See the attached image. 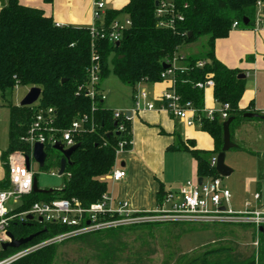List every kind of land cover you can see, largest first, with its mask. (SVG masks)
<instances>
[{"label": "trees", "instance_id": "obj_1", "mask_svg": "<svg viewBox=\"0 0 264 264\" xmlns=\"http://www.w3.org/2000/svg\"><path fill=\"white\" fill-rule=\"evenodd\" d=\"M52 4L53 0H44ZM158 0H130L121 10H107L97 26L109 28L120 17H128L132 26L123 34L119 46L108 40H93L90 29L76 26L57 27L53 18L44 12L21 5L20 0H8L0 9V93L4 96L17 87L42 90L38 103L31 107L10 105L9 146L1 154L5 177L0 181V190L10 187L9 156L21 151L30 153V147L21 141L40 110H54L56 127L65 130L78 117L91 114L92 101L79 94V89L88 86L91 72L99 66L100 84L113 73L124 85L135 91L140 84L163 83V65L174 58H184L183 69L176 71V91L183 103L190 102L198 110L205 106L203 91L196 85L208 79L215 81L214 99L218 105L230 106L229 118L231 140L234 131L242 123L257 119H246V112L239 107L246 89V80L238 77L242 73L220 63L215 56L217 40L226 39L233 31L235 22L245 30L254 29L257 19L264 16V0H177L183 21L177 22L176 30L159 27L156 17ZM262 4L260 9L258 4ZM244 20L248 25H244ZM192 34L191 37L189 35ZM208 38L206 52L200 57H184L180 51L201 38ZM205 61L199 68L198 62ZM114 112L99 101L94 113L95 131L79 135L76 142L80 148L72 156V166L67 167L70 178L64 188L50 194H35L23 198L21 211L39 202L54 200H79L88 207L98 202L109 190V182L103 180L113 170L117 150L121 142H128L126 151L132 148V122L117 120ZM264 121V114H259ZM125 130L119 132L121 125ZM223 122L216 115L213 121L202 118L201 131L213 140L212 152L197 150L195 143L180 142L178 151L189 153L197 162V176L202 179L220 178L207 156L219 155L223 147ZM130 143V144H129ZM53 147H47V155ZM236 149L247 152L237 145ZM55 152V151H53ZM46 169L60 168L63 156L49 157ZM166 196L163 188L158 193V206ZM65 227L39 222L13 225L11 233L17 239L40 235L29 245L37 244L49 237L66 232ZM80 238V237H78ZM77 239V238H75ZM263 254L259 264H264ZM229 249L210 250L189 264H255L239 262L229 258ZM10 250L5 255L16 253ZM55 246H49L19 260L15 264H53Z\"/></svg>", "mask_w": 264, "mask_h": 264}, {"label": "built area", "instance_id": "obj_2", "mask_svg": "<svg viewBox=\"0 0 264 264\" xmlns=\"http://www.w3.org/2000/svg\"><path fill=\"white\" fill-rule=\"evenodd\" d=\"M258 6L260 9L262 8V4L259 3ZM106 10L107 0H93L94 24L89 28L90 34L93 40L100 39L108 40L111 43H120L123 34L132 26V21L124 16L109 28H99L97 24L102 21ZM155 14L159 20V27L172 31L176 30L177 22L184 20L178 9L177 0H158ZM238 27L239 24L235 22L233 29ZM184 60L182 57L166 61L165 64L169 68L162 72L161 80L163 83H168L170 87L160 97L151 99L150 93L146 89L137 90L133 97V108L128 111H115L114 118L132 122L142 112L162 111L183 122L187 127H201L203 117L213 121L217 114L225 123L229 119L230 106L228 104L219 105V109L216 110L206 109L205 106L202 110H198L192 103L182 102L176 91V71L183 69L180 64L185 62ZM205 64V61H200L197 66L202 68ZM99 74V66H95L92 69L88 86L79 89V94H83L92 101L90 115L76 118L69 128L61 130L56 127L57 120L53 109L40 110L27 134L21 138V141L30 147V153L25 154L18 151L9 156L10 187L7 190H0V264H15L38 250L78 237L151 223L177 221L239 226L255 225L258 231L264 230V212H254L249 203H246L245 210L242 211L229 208L232 194L225 188L221 177L203 179L201 185L198 181L187 182L178 191L166 194L162 204L152 211H134L128 202L118 200L109 191L98 202L88 207L83 206L77 199H61L35 203L29 209L21 211L23 198L34 193L33 184L36 174L33 171L32 158H34L35 146L43 145L46 153L47 147H54L56 144H61L67 150L77 145L76 140L79 135L95 131L94 113L98 108L99 101L104 102L105 100V96L99 90ZM196 87L203 91L205 97L206 91H214L215 81L208 79L198 83ZM128 113H130V117L127 116ZM124 130L122 124L119 132ZM127 145L128 142L125 141L119 144L117 156L126 151ZM27 157L30 159L29 167L27 166ZM217 157L211 159V166L215 169ZM57 173L59 175V168ZM64 175L70 178V174L65 173ZM126 176L125 170L115 164L112 172L103 180L118 183ZM260 198L259 194L254 195L255 201H260ZM37 222L65 227L67 230L40 243L17 250L14 254L5 255L11 250H4V245L11 242L8 237L11 227Z\"/></svg>", "mask_w": 264, "mask_h": 264}, {"label": "rangeland", "instance_id": "obj_3", "mask_svg": "<svg viewBox=\"0 0 264 264\" xmlns=\"http://www.w3.org/2000/svg\"><path fill=\"white\" fill-rule=\"evenodd\" d=\"M207 41L208 38L204 37L184 46L180 55L200 57L206 52ZM144 88L150 93L147 87ZM31 89L17 87L4 96L0 93V156L9 146L10 105L19 106ZM136 89L142 90L140 85ZM99 90L105 96L104 107L107 110L127 111L133 108V88L124 85L113 73L101 82ZM205 106L207 109H219L210 90L205 92ZM195 129L203 132L199 126ZM205 136L202 144L214 147L213 140ZM232 142L247 152L234 148L226 155V165L233 170L230 177L222 178L225 188L232 194L229 208L242 211L249 203L254 212H264V121L257 119L242 123L234 131ZM48 155L53 157L57 151L52 149ZM192 161L190 155L183 153L174 160L170 159L165 172L169 186L178 190L186 184L183 181ZM32 166L41 190L60 191L64 188L68 177H60L55 165L48 169L40 168L32 158ZM4 177L5 170L0 160V181ZM256 194L261 197L258 202L254 200ZM263 236L264 231H258L255 225L177 221L151 223L93 233L53 245V264H189L205 252L221 248L231 250L229 258L232 260H254L255 264H259L263 254Z\"/></svg>", "mask_w": 264, "mask_h": 264}, {"label": "crops", "instance_id": "obj_4", "mask_svg": "<svg viewBox=\"0 0 264 264\" xmlns=\"http://www.w3.org/2000/svg\"><path fill=\"white\" fill-rule=\"evenodd\" d=\"M129 1L107 0V10H121ZM7 2L8 0H5V4ZM20 3L24 7L43 11L45 16L53 18L59 26L91 28L94 24L93 0H53L52 4H47L44 0H20ZM2 7L0 3V9ZM215 56L225 67L239 70L246 75V89L239 104L240 109L264 114V16L257 19L254 29L245 30L238 27L233 29L228 38L217 40ZM140 87H147L150 98L156 99L167 91L170 85L140 84ZM137 90L135 89L134 93ZM210 91L214 98V91ZM214 102L216 103L215 99ZM195 127H187L166 112L140 113L132 121L131 150L119 154L116 160L117 166L124 169L127 176L121 182H109L111 193L118 200L128 202L134 211L155 210L158 207V193L161 187L166 194L182 187L176 190L169 186L165 175L166 166L170 159L174 160L182 153L190 154L173 148H177L180 142L186 144L188 141L194 142L197 150L212 152L215 148L214 140L205 132L197 131ZM205 135L213 140L214 147L202 144ZM214 157L216 155H208L207 159L211 161ZM192 159L184 183L199 180L197 162L193 157Z\"/></svg>", "mask_w": 264, "mask_h": 264}, {"label": "water", "instance_id": "obj_5", "mask_svg": "<svg viewBox=\"0 0 264 264\" xmlns=\"http://www.w3.org/2000/svg\"><path fill=\"white\" fill-rule=\"evenodd\" d=\"M0 3L4 6L5 0H0ZM157 6V3H156ZM244 25H248V22L244 20ZM192 34L189 35L191 37ZM116 46H119V43L116 44ZM169 68L168 65L164 64L163 69L167 70ZM240 80H246V75L241 74L238 77ZM42 95V90L39 88H32L29 92V94L26 96V98L21 102L19 106L21 107H31L38 103ZM128 117H130V113L127 114ZM244 118L246 119H263L262 116L256 113H246L244 115ZM233 122V118H229L224 124H223V147L222 151L217 157V167L216 172L221 178H228L233 174V170L229 168L226 165V155L231 150L237 147L232 140H231V133H230V126ZM80 148V145H75L74 147L65 150L64 147L61 144H56L53 149L59 152L63 158L61 160L60 168H59V176L62 177L66 173L67 167L72 166V156L73 154ZM33 157L34 160L39 164L40 168H44L48 155L44 150V146L41 144H37L33 151ZM30 165V159L27 157V166ZM203 182L202 178H199L198 183L201 185ZM55 190H41L38 186V180L37 178L34 179L33 184V192L35 194H50L53 193ZM40 233L34 234L29 236L25 239L17 240L12 233L8 234V237L10 238L11 242L4 245V250L7 251L8 249L11 250H20L24 248L25 246L32 243Z\"/></svg>", "mask_w": 264, "mask_h": 264}]
</instances>
